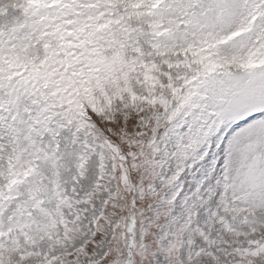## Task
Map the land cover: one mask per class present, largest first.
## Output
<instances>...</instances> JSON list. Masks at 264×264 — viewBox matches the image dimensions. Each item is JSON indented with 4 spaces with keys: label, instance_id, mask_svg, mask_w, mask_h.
Instances as JSON below:
<instances>
[{
    "label": "snow or ice",
    "instance_id": "obj_1",
    "mask_svg": "<svg viewBox=\"0 0 264 264\" xmlns=\"http://www.w3.org/2000/svg\"><path fill=\"white\" fill-rule=\"evenodd\" d=\"M0 264H264V0H0Z\"/></svg>",
    "mask_w": 264,
    "mask_h": 264
}]
</instances>
